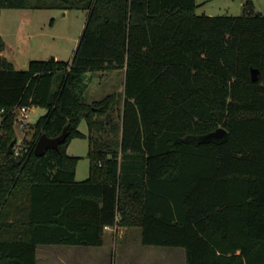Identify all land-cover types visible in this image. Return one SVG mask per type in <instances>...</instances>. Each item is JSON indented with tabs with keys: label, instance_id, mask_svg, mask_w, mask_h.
Masks as SVG:
<instances>
[{
	"label": "trees",
	"instance_id": "1",
	"mask_svg": "<svg viewBox=\"0 0 264 264\" xmlns=\"http://www.w3.org/2000/svg\"><path fill=\"white\" fill-rule=\"evenodd\" d=\"M196 0H0L83 10L70 61L1 55L0 264H36L40 245L100 246L108 227L180 247L186 264H264V15L198 13ZM124 69L116 95L86 102L87 73ZM257 70L256 80L251 71ZM44 114L14 156L15 110ZM84 120L87 134L78 126ZM223 127L220 140L196 137ZM66 137L41 155V134ZM73 138L88 140L75 179Z\"/></svg>",
	"mask_w": 264,
	"mask_h": 264
},
{
	"label": "rangeland",
	"instance_id": "2",
	"mask_svg": "<svg viewBox=\"0 0 264 264\" xmlns=\"http://www.w3.org/2000/svg\"><path fill=\"white\" fill-rule=\"evenodd\" d=\"M248 1L253 3L255 11L264 15V0H196L199 4L197 12L207 15H239ZM85 20L86 13L78 9L62 11L56 8H4L0 13V35L6 44L3 55L13 62L16 69H26L30 60H47L53 57L70 61ZM123 89L124 69L109 70L103 74L94 72L86 80L84 100L91 102L114 93L116 99L113 108L122 110ZM44 112L41 107H30L28 123L23 130L14 122L16 139H22L23 143L24 138H29L33 123ZM78 129L87 134L88 128L84 120ZM87 149L88 140L82 138H75L68 148L70 155L81 157L76 165V180H83L88 176ZM127 238L135 244L139 240V229L133 227L126 230L124 226H118L115 230V227H111L103 233V243L100 246L44 245L38 249L36 264H65L67 260L83 264H119V251L126 245ZM160 249L166 251L170 248ZM125 253L121 264H136V260L129 259V252ZM166 254L163 252L160 258ZM160 264L164 263L161 261Z\"/></svg>",
	"mask_w": 264,
	"mask_h": 264
},
{
	"label": "crops",
	"instance_id": "3",
	"mask_svg": "<svg viewBox=\"0 0 264 264\" xmlns=\"http://www.w3.org/2000/svg\"><path fill=\"white\" fill-rule=\"evenodd\" d=\"M1 55H3V52H1ZM5 56V55H3ZM100 72V71H99ZM105 71L100 72L101 74H103ZM93 75V73H87V80ZM81 123V122H80ZM80 125V124H79ZM79 127V126H78ZM82 133H84L83 131H81ZM86 134V133H84ZM75 138H73L68 147H67V153H68V148L71 144V142L74 140ZM85 139V138H82ZM69 154V153H68ZM75 178H76V171H75ZM110 227L106 228L105 231H108ZM118 227H115V230ZM126 230L127 229H131L133 227H125ZM139 229V240H140V228L137 227ZM137 239V238H136ZM137 240L135 244H133L132 242L129 241V239H126V245L122 247V249L119 251V264H121L123 262V256H125V252H129V259H134L136 260V264H160L161 261L164 264H186L185 263V252L184 249L181 248L183 251H181L180 247H163V248H170L169 250L165 249H160L162 248L161 246H153V245H142L140 243V241ZM102 245V244H101ZM44 245H40L37 247L36 249V261L38 260V249ZM136 253H134L135 251ZM163 252L167 253L165 257H161L160 258V254H162ZM162 259V260H161ZM164 259V261H163ZM65 264H83L82 262L79 261H66Z\"/></svg>",
	"mask_w": 264,
	"mask_h": 264
},
{
	"label": "water",
	"instance_id": "4",
	"mask_svg": "<svg viewBox=\"0 0 264 264\" xmlns=\"http://www.w3.org/2000/svg\"><path fill=\"white\" fill-rule=\"evenodd\" d=\"M73 56H74V54H73ZM251 76H252L253 80H256V77H257V70L256 69H253L251 71ZM226 134H227V131L223 127L219 126L215 130L208 132L206 134L199 135L196 138L199 140H209V139L220 140L223 137H225ZM65 137H66V128L63 129V131L60 135H58L57 137H54V138H49L45 134H41L37 140L36 145H35L34 153L36 155H41L44 153L45 149H48V148L58 149L59 144L64 141ZM12 146H13V142H11L8 145V151L12 155V159H13L14 163H17V161L15 160V158L13 156Z\"/></svg>",
	"mask_w": 264,
	"mask_h": 264
},
{
	"label": "built area",
	"instance_id": "5",
	"mask_svg": "<svg viewBox=\"0 0 264 264\" xmlns=\"http://www.w3.org/2000/svg\"><path fill=\"white\" fill-rule=\"evenodd\" d=\"M28 110H29V107L27 106H19L15 110V113H16L15 122L18 123V125L20 126L22 130L26 127L28 123L27 121ZM21 140L22 139L20 140L16 139V142L12 146L14 156H19L23 153L28 152V148L23 143H21Z\"/></svg>",
	"mask_w": 264,
	"mask_h": 264
}]
</instances>
